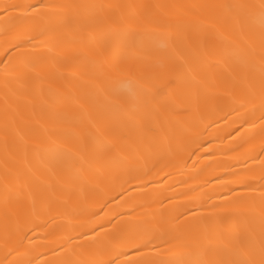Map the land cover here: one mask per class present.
I'll return each instance as SVG.
<instances>
[{"label":"bare ground","instance_id":"1","mask_svg":"<svg viewBox=\"0 0 264 264\" xmlns=\"http://www.w3.org/2000/svg\"><path fill=\"white\" fill-rule=\"evenodd\" d=\"M0 264H264V0H0Z\"/></svg>","mask_w":264,"mask_h":264}]
</instances>
